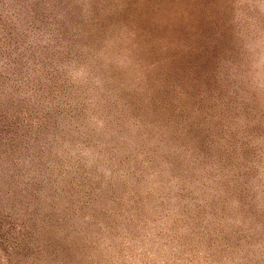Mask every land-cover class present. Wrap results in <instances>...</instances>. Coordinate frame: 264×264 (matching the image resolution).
I'll list each match as a JSON object with an SVG mask.
<instances>
[{"label": "rangeland", "instance_id": "374dc122", "mask_svg": "<svg viewBox=\"0 0 264 264\" xmlns=\"http://www.w3.org/2000/svg\"><path fill=\"white\" fill-rule=\"evenodd\" d=\"M0 264H264V0H0Z\"/></svg>", "mask_w": 264, "mask_h": 264}]
</instances>
